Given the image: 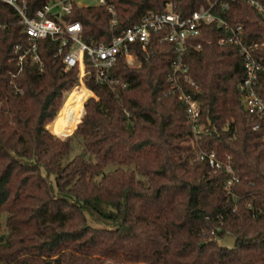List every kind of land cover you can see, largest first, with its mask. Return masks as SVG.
I'll use <instances>...</instances> for the list:
<instances>
[{"label": "trees", "instance_id": "trees-1", "mask_svg": "<svg viewBox=\"0 0 264 264\" xmlns=\"http://www.w3.org/2000/svg\"><path fill=\"white\" fill-rule=\"evenodd\" d=\"M49 1L26 0L27 16ZM169 1L105 0L116 12L112 27L100 5L73 2L62 19L80 23L85 44L108 43ZM214 1L178 0L175 11ZM222 2L213 14L240 24L244 43L264 42V18ZM0 24V264H264V127L253 129L260 120L242 106L237 48L216 44L227 31L201 25L200 48L184 55L194 84L181 85L206 129L191 142L184 104L169 87L173 44L159 34L144 50L129 45L135 64L120 55L105 80L90 72L83 86L78 66L64 69L56 55L57 40L36 41L40 64L31 59L18 15L2 2ZM256 54L264 57V46ZM255 89L264 96V61ZM71 136L81 146L74 155L61 141ZM199 148L221 167L199 159ZM225 164L237 177L228 190ZM227 232L232 245H220Z\"/></svg>", "mask_w": 264, "mask_h": 264}, {"label": "built area", "instance_id": "built-area-1", "mask_svg": "<svg viewBox=\"0 0 264 264\" xmlns=\"http://www.w3.org/2000/svg\"><path fill=\"white\" fill-rule=\"evenodd\" d=\"M98 5L103 6L107 21L110 27L117 22L116 12L111 4L105 0H97ZM239 1L252 9L256 14L264 18V4L259 0H223L222 8H226L230 2ZM8 5L19 17V23L29 40V45L25 52H30L31 59L39 62L38 55L35 53V42L38 40L49 39L57 40L58 45L56 55L60 56L64 69L78 66V75L83 78L90 72L94 79L101 82L107 78V70L111 67L116 58L123 56L128 65L135 61L134 54L130 51L129 45L139 43L144 50L151 33L159 34L160 40L173 44V57L171 62V72L168 76L169 87L175 91L177 98L184 104L185 123L189 126L193 142L201 134L206 132L205 125L199 121L200 108L193 95L185 90L181 82L193 85L194 82L188 74V67L184 62V55L187 50H197L200 44H194V40L200 36V26L215 23L218 28L227 31V35L216 40V44L222 46L230 44L237 48L238 55L242 58L243 73L237 81V90L243 108L259 118V122L252 125L253 129L264 127V96L260 95L255 85L258 72L262 68L264 57L256 53L264 46V42L244 43L242 40V26L236 24L230 26L225 20L211 12L214 1L209 7L199 6L190 14L182 16L175 11L178 0L167 2L161 12H148L140 20L125 29L121 34L115 35L108 43L98 42L95 44H85L81 41V25L78 21H65L62 17L68 14L73 0H51L42 7L36 9L32 16L26 14V0H0ZM5 25L0 24V29ZM19 48L18 46L16 49ZM23 55L18 57L20 64ZM199 159H205L211 168H219V162L214 153L209 150H196ZM225 171L229 174L224 182V188L237 181L228 164L224 165Z\"/></svg>", "mask_w": 264, "mask_h": 264}, {"label": "rangeland", "instance_id": "rangeland-1", "mask_svg": "<svg viewBox=\"0 0 264 264\" xmlns=\"http://www.w3.org/2000/svg\"><path fill=\"white\" fill-rule=\"evenodd\" d=\"M74 1V3L76 4V5H78V6H92V5H98V1L97 0H73ZM136 63V61H134L132 64H135ZM78 77H77V82H76V84L75 85H77V84H82L83 85V79L79 76V75H77ZM74 86V85H73ZM72 86V87H73ZM84 86V85H83ZM71 89V88H70ZM69 89V90H70ZM68 90V91H69ZM68 91H66L65 93H64V96H63V99H62V102H61V105H62V103H63V100H64V98H65V96H66V93L68 92ZM89 95H91V93H89ZM88 95V96H89ZM87 96V97H88ZM86 97V98H87ZM85 98V99H86ZM84 99V100H85ZM84 100H83V102H84ZM83 102H82V104H81V107H80V110H79V113H78V119H77V121L79 120V118H80V115L82 114V112H83V108H82V106H83ZM61 105H60V107H61ZM59 107V108H60ZM59 110V109H58ZM57 110V111H58ZM76 121V122H77ZM50 123V122H49ZM48 123V124H49ZM48 124H47V128H48ZM76 124V123H75ZM75 126V125H74ZM74 128V127H73ZM73 128H72V130H73ZM49 129V128H48ZM72 130H71V132H72ZM55 136H56V134H55ZM57 137V136H56ZM58 138V137H57ZM59 139V138H58ZM61 140V139H60ZM65 140H68L70 143H71V147H72V152H71V155H74L75 153H78V151L79 150H81V146L79 147L78 145H79V140H77L76 139V137H74V136H71V137H69V138H67V139H64V140H61V141H65ZM112 165V166H111ZM113 167H115V163H112V164H110V166L108 165V168L109 169H111V168H113ZM233 239H234V236H233V234L232 233H230V232H227V233H225L223 236H221V237H219L218 239H217V242L220 244V245H225V246H230V245H232V243H233ZM106 264H144V263H129V262H114V261H112V260H107L106 261Z\"/></svg>", "mask_w": 264, "mask_h": 264}, {"label": "water", "instance_id": "water-1", "mask_svg": "<svg viewBox=\"0 0 264 264\" xmlns=\"http://www.w3.org/2000/svg\"><path fill=\"white\" fill-rule=\"evenodd\" d=\"M202 243V242H201Z\"/></svg>", "mask_w": 264, "mask_h": 264}]
</instances>
